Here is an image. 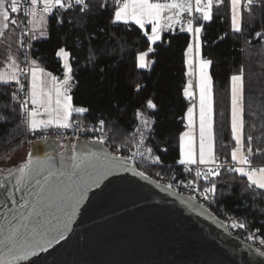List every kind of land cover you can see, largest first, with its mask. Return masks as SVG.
<instances>
[{
	"label": "snow or ice",
	"instance_id": "1",
	"mask_svg": "<svg viewBox=\"0 0 264 264\" xmlns=\"http://www.w3.org/2000/svg\"><path fill=\"white\" fill-rule=\"evenodd\" d=\"M222 2L223 0H114L117 7L112 22H121L126 25L132 22L140 29L151 25L150 34L147 30L143 34L153 44L161 40L164 30L174 31L175 26L180 25L181 31L186 30L194 35L196 55H199L203 25L195 26V22L197 19L205 22L211 21L214 3L218 5ZM258 2L259 0H244L249 13H251L252 6ZM241 3L242 0H230L231 25L236 33L242 32V15L239 8ZM22 4L26 5L23 13H21ZM74 6L79 7L82 12L89 8L87 0H0V41L6 40L7 32L15 33L17 28L30 26L26 31L21 32L18 40L20 48L24 49L25 36L31 39L47 36V18L53 14L54 10H68ZM194 13H199L200 16L196 17ZM17 14L29 18L27 25H24V21L18 22L15 18ZM185 14L189 16L186 29L182 24ZM56 16L58 23H62L59 19V11H56ZM255 35L257 39L262 38L260 32ZM26 47L30 49L32 45L29 43ZM151 51L153 49L149 48V52ZM193 52V45L190 44L187 48L189 77L194 75ZM57 54L64 60L63 80L48 72L46 75L50 80L46 82L43 79L45 70L36 66V61L30 58L26 50L22 62L9 50L7 68L0 71V84L11 85L14 82L18 86L11 94V99L19 104L20 112L23 114L22 123L26 124L33 134L38 131L46 133L53 127L56 129L71 128L73 113L82 115L88 111L85 107H74L72 103L73 98L70 92L73 69L68 63L69 53L61 48ZM147 55V52L139 55V67L148 66ZM22 63L26 66L22 67ZM211 64L210 59H199L198 138L194 131L196 128L193 111L195 105L187 112L189 131L183 132L179 137L180 159L178 163L185 166L184 170L190 174L193 172L192 166H196L194 178L184 186L191 187L204 200L212 202L217 194L218 181L216 178L221 176L222 170H225L227 173H236L240 177H246V190L251 191L255 199L256 196L264 195V166H253L252 157L261 152V149L257 148L254 153L251 135L246 137L247 144L245 143L243 70L241 74L231 77V134L235 147L230 153L232 163H228L226 158L218 156L216 152L212 78L208 71ZM25 80L28 81L27 87L23 82ZM192 87L193 83L190 79L184 91L186 97L194 96L191 91ZM19 93H23L26 98L19 99ZM29 104L32 107H29ZM148 106L152 109L156 108L151 101L148 102ZM13 111L16 110L13 109ZM137 117L141 120L144 130L137 127L132 134L133 137L138 134L139 139L137 151L133 152L131 157L113 156L103 149L94 151L88 144H84L82 148L74 150L70 157L60 154L58 167L52 154H45L41 157L29 152L24 163L15 170L9 169V175L0 178V190H3L2 203L5 209L0 212V264H28L42 254H50L56 245L67 239L74 218L87 199L88 192L93 188H99L108 175L124 167L128 159L139 155L151 163H160V158L152 155L150 147L145 148L144 151L140 150L147 139L144 133L151 132L152 128L149 119L143 117L142 113L138 112ZM5 119L0 116V120ZM103 128L104 121L101 120L99 129H92V131H101ZM105 139L106 137L101 135L92 143L103 145ZM41 140L45 143L49 142L47 135H42ZM134 175L147 179L144 172L136 171ZM201 180L205 182L202 188L199 183ZM167 187L172 188V185L169 184ZM17 192L20 193L18 198ZM190 199L194 201L195 197ZM231 227L246 229L247 225L233 220ZM247 239L255 242L256 237L250 234ZM259 245L264 246V239L259 240ZM249 248L251 249L252 246L250 245ZM252 251L264 258V251L260 247ZM260 264H264V259Z\"/></svg>",
	"mask_w": 264,
	"mask_h": 264
},
{
	"label": "trees",
	"instance_id": "2",
	"mask_svg": "<svg viewBox=\"0 0 264 264\" xmlns=\"http://www.w3.org/2000/svg\"><path fill=\"white\" fill-rule=\"evenodd\" d=\"M116 7L97 0L91 1L84 12L79 7L57 10L62 23H58L55 11L47 18V36L35 39V61L63 77L65 69L57 53L64 48L73 69L72 103L88 109L82 115L75 114V119L103 120L111 143L131 145L139 138L138 134L132 135L136 128L144 130L137 117L138 112L142 113L152 128L144 133L152 154L168 165H176L180 159L179 137L186 128L191 104L184 91L188 81L187 48L194 39L190 33L168 31L152 47L138 25L112 22ZM200 25L202 54L212 61L217 155L231 161L235 147L231 134V77L243 70L245 143L251 135L253 151L261 149L258 161L264 163V0L252 6L251 13L243 5L241 33L232 30L230 0L214 4L212 20L199 19ZM257 32L262 34L261 39L256 38ZM149 48L153 51L148 66L141 68L138 57ZM17 87L0 84V116L6 118L0 120V159L26 142L27 128L19 104L11 99ZM18 98L22 99L21 93ZM149 101L155 109L148 106ZM216 180L218 206L236 215L249 230H259L264 238V195L253 199V193L246 190V177L236 173L223 172Z\"/></svg>",
	"mask_w": 264,
	"mask_h": 264
},
{
	"label": "water",
	"instance_id": "3",
	"mask_svg": "<svg viewBox=\"0 0 264 264\" xmlns=\"http://www.w3.org/2000/svg\"><path fill=\"white\" fill-rule=\"evenodd\" d=\"M92 141L40 139L30 143L29 152L52 154L58 167L60 154L70 157L84 144L111 153L105 143ZM26 159L10 168L0 166V178ZM136 171L144 172L128 159L91 189L67 239L28 264H260L264 259L252 251L255 245L233 236L226 222L196 199ZM2 202L0 190V212Z\"/></svg>",
	"mask_w": 264,
	"mask_h": 264
},
{
	"label": "built area",
	"instance_id": "4",
	"mask_svg": "<svg viewBox=\"0 0 264 264\" xmlns=\"http://www.w3.org/2000/svg\"><path fill=\"white\" fill-rule=\"evenodd\" d=\"M91 1H97V0H87V3L89 5V3ZM103 1L104 4H114V0H100ZM117 6V5H116ZM26 5L22 4L21 5V13H23L25 11ZM73 8H76V6H74ZM72 8V9H73ZM71 10V9H68ZM68 10H63V11H68ZM194 15L196 17H199L200 14L199 13H194ZM29 18L23 16L22 14H19V21H24V25H27V20ZM189 19L188 14H185L183 20H182V24L184 25L185 29H186V25H187V21ZM199 19L196 20L195 22V26H197V22ZM18 21V22H19ZM30 26H22V28H19V37L22 31H26L27 28ZM172 33H188L186 30L181 31L180 30V25H176L175 26V30L171 31ZM193 39H194V35L191 34ZM24 41H25V48L21 49L20 48V61H23L24 58V52L25 50L28 52V55L30 56V58L32 60H35L34 58V54H35V39H31L28 36L24 37ZM195 42V40H194ZM31 44L32 47L30 49H28L26 46L27 44ZM22 67H25L26 65H24L23 63L21 64ZM23 79V78H22ZM27 87L28 85V81H23ZM22 94V99L26 98L24 97V94ZM29 107H32L31 104H29ZM75 113H73L74 115ZM22 118H23V114H22ZM78 121V123H77ZM100 121H94V122H87L84 120H80V119H75L74 116L72 117V123L73 126L71 128L68 129H56V128H52V129H48V131L46 133H41V132H36L35 134H33L32 132H30L26 126V124H24L27 128V136H26V144L30 145V143L40 140L42 135H47L48 138H57V139H61L62 141H64L65 139L69 138L71 140H75L77 139V137L82 138V139H89V140H95L98 137H100L101 135H104L106 137L105 139V144L107 146V148L111 151V153L114 156H123V157H131L133 152L137 151V141H134L131 145H117L114 143H111L109 141L110 139V133L106 128V124L104 122V128L101 131H92V129H99L100 127ZM145 148H149V145L147 143V139L144 142V146L143 148H141V151H144ZM256 152V151H255ZM254 152V153H255ZM153 155V154H152ZM155 156V155H153ZM261 157V153H257L252 157L253 160V166L254 167H262L264 166V163H261L258 161V159ZM133 161V163H135L142 171L145 172V170L150 172V176L157 182L164 184V185H172V188L177 191L178 193H181L183 195L186 196H190V197H195V199L202 205L206 206L208 209H210L215 215H217L218 218L222 219L223 221L226 222L227 226H228V230L230 231V233L235 236L238 237L240 239H242L243 241H246L252 245H255L256 247H260L262 251H264V246H260L259 245V240L260 239H264L261 235H260V231L259 230H255V231H251L248 228L246 229H240V228H232L231 224L233 220H238L237 216L234 214H230L228 213L226 210H224L223 208L219 207L218 204L215 201V198L212 202L206 201L203 199V197L198 194L197 192L193 191L191 187H185V184H188V182L190 180H192L194 178V170L196 166H192L193 167V172L190 174L189 172H186L185 166L180 165L179 163L176 165H168L166 163H164L161 159H160V163H151L148 159H146L145 157L142 156H136L132 159H130ZM228 163H232L231 161L227 160ZM203 167V166H201ZM226 172L225 170H222L221 173ZM146 173V172H145ZM149 175V174H148ZM201 188L204 186V181L201 180L200 182ZM231 218V219H230ZM250 234H254L256 237L255 242H253L252 240H248L247 237Z\"/></svg>",
	"mask_w": 264,
	"mask_h": 264
},
{
	"label": "rangeland",
	"instance_id": "5",
	"mask_svg": "<svg viewBox=\"0 0 264 264\" xmlns=\"http://www.w3.org/2000/svg\"><path fill=\"white\" fill-rule=\"evenodd\" d=\"M215 4V3H214ZM244 5V0H242V3L241 5L239 6L240 10H241V15H242V6ZM129 23H132V22H129ZM134 24V23H133ZM143 32L145 30H147L150 34V30H151V25H146L145 29H142ZM170 30H164L161 34V39H162V36L165 32H168ZM201 36H202V33H201ZM201 36H200V40H201ZM161 41V40H160ZM159 42V41H157ZM156 42V43H157ZM155 43V44H156ZM195 43L194 40L192 42V45H193V49H194V52H193V70H194V75L193 77L197 79V74L199 72V59L203 58V59H206L203 54H202V44L200 45V54L199 55H196V48H195ZM151 46L153 47L154 44L151 42ZM148 55L146 57V62H147V65H148V56H149V51H147ZM189 58V57H188ZM188 60V59H187ZM62 61L64 63V60L62 58ZM69 61V59H68ZM37 63V62H36ZM38 65V64H37ZM36 65V66H37ZM38 67H41L40 65H38ZM187 67H188V64H187ZM209 71V74H210V67L208 69ZM47 73V72H45ZM45 73L43 75V79L47 82L49 81L48 78H45ZM239 75V74H237ZM211 76V74H210ZM47 77V76H46ZM212 78V76H211ZM64 79V78H63ZM62 79V80H63ZM191 80H192V77H191ZM231 88H232V80H231ZM193 93H194V96L192 97H187L188 99H190V107H192L193 105H195L196 107L194 108V119H195V123H196V128L194 129L195 133H196V136L198 138V133H199V88H197V86H195V82L193 83V87H192V90H191ZM212 95H213V119H214V133H215V112H214V93H213V80H212ZM189 107V108H190ZM198 116V117H197ZM186 121V128L184 130L185 131H189V128L187 127L188 125V119H187V114H186V117H185ZM28 153H29V145H27L26 143H24L19 149L15 150L14 152H12L11 154H9L7 157L3 158V159H0V166L4 167V168H10V167H13V166H16L18 165L19 163L23 162L27 156H28Z\"/></svg>",
	"mask_w": 264,
	"mask_h": 264
},
{
	"label": "crops",
	"instance_id": "6",
	"mask_svg": "<svg viewBox=\"0 0 264 264\" xmlns=\"http://www.w3.org/2000/svg\"><path fill=\"white\" fill-rule=\"evenodd\" d=\"M242 9H243V6H242ZM55 11H57V10H54V12H53V14L55 13ZM53 14H51V15H53ZM50 15V16H51ZM15 18L19 21V14H17L16 16H15ZM119 23H121V22H119ZM129 24H133V23H129ZM166 33V32H165ZM36 35H38V33H36ZM6 40H4V41H0V71H4L6 68H7V64H8V61H7V52L9 51V50H11V52H12V54L13 55H15V56H17V58H18V60H20V45H19V43H18V40H19V28H17L16 30H15V33H12L11 31H9V32H7L6 33ZM61 57V56H60ZM61 59H62V57H61ZM68 59H69V57H68ZM68 63L70 64V60L68 61ZM38 63H36V65H37ZM39 65V64H38ZM37 65V66H38ZM41 66V65H40ZM41 68V67H40ZM43 68V67H42ZM44 70H45V72H49V71H47L45 68H43ZM47 73H45V78H48L49 80H50V78L46 75ZM51 73V72H50ZM53 74V73H52ZM210 74H211V72H210ZM54 75V74H53ZM198 75V74H197ZM47 76V77H46ZM54 76H56V75H54ZM58 77V76H57ZM64 78V76L63 77H59V79H63ZM187 78H188V81H187V85H188V82H189V80L191 79V77H189L188 75H187ZM195 82V86H197V88H199L198 87V76H197V79H196V77L194 78V77H192V83H194ZM11 85H15V83L13 82ZM70 95H71V92H70ZM189 101H190V99H189ZM76 114V113H75ZM75 114L73 115L74 116V118H75ZM198 117V116H197ZM186 125V124H185ZM54 128V127H53ZM50 129H52V128H50Z\"/></svg>",
	"mask_w": 264,
	"mask_h": 264
}]
</instances>
